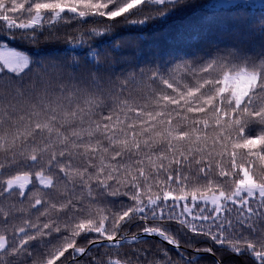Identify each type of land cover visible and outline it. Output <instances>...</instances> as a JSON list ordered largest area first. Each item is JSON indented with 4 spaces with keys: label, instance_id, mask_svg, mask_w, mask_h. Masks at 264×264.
Listing matches in <instances>:
<instances>
[{
    "label": "trees",
    "instance_id": "trees-1",
    "mask_svg": "<svg viewBox=\"0 0 264 264\" xmlns=\"http://www.w3.org/2000/svg\"><path fill=\"white\" fill-rule=\"evenodd\" d=\"M209 4L0 0V46L29 57L0 69V264H264V198L184 211L264 184V8ZM146 230L180 250L75 253Z\"/></svg>",
    "mask_w": 264,
    "mask_h": 264
},
{
    "label": "rangeland",
    "instance_id": "rangeland-1",
    "mask_svg": "<svg viewBox=\"0 0 264 264\" xmlns=\"http://www.w3.org/2000/svg\"><path fill=\"white\" fill-rule=\"evenodd\" d=\"M260 3H264V0H259ZM210 9H214L213 5L209 4ZM250 9H254L249 7ZM255 8H264V7H255ZM32 18V23L38 22L41 19V15L36 13ZM14 51V50H13ZM17 52V51H15ZM20 53V52H17ZM22 54V53H20ZM23 56L27 57V63H12L10 61L0 60V69L3 68L7 71L11 72H20L24 70L29 65V57L22 54ZM256 77L251 75L250 73L240 72L234 76H229L224 80V89L230 91L236 98L237 102H240L252 84L255 82ZM24 180H18L16 183L19 184L24 183ZM27 185V183H24ZM264 198V184H255L249 175L244 171L242 174V179L234 189V191L229 194L223 193H214L210 195L203 196L201 198H196L192 200L190 205L185 204L184 211L185 213L190 215V212L193 210L192 203H200L202 205L208 206L214 211H219L224 205L227 203H235L238 202L239 199L242 198ZM3 243L1 246L3 247Z\"/></svg>",
    "mask_w": 264,
    "mask_h": 264
},
{
    "label": "snow or ice",
    "instance_id": "snow-or-ice-1",
    "mask_svg": "<svg viewBox=\"0 0 264 264\" xmlns=\"http://www.w3.org/2000/svg\"><path fill=\"white\" fill-rule=\"evenodd\" d=\"M161 5L168 4L176 6L179 0H157ZM210 3L213 5V8L219 12L222 10H231V9H247L249 7H264V3H260L259 0H210ZM44 7H50V5H44ZM57 7L63 8V5ZM120 13H113L112 16L118 15ZM167 12L164 11L161 15H166ZM83 15V13H81ZM236 14L233 13V18ZM0 60L10 61L12 63H27V57L23 56L20 53H17L11 49L4 48L0 46ZM171 243V241H169ZM178 246V245H174Z\"/></svg>",
    "mask_w": 264,
    "mask_h": 264
},
{
    "label": "water",
    "instance_id": "water-1",
    "mask_svg": "<svg viewBox=\"0 0 264 264\" xmlns=\"http://www.w3.org/2000/svg\"><path fill=\"white\" fill-rule=\"evenodd\" d=\"M21 188L24 189L25 188V184H23ZM143 239H155V240H157V241H159L161 243H164V244H166L168 246L173 247L176 250L180 249L179 246H174V245H177V244L173 243V241L171 239L166 238L160 232L150 231V230L142 232L139 236L134 237L133 240H131V241H128L126 239H120V240L113 239V240H110L108 242L107 241H102V242H99L98 244H107V245L114 244V245H118V244H122V243L136 242V241L143 240ZM169 241H171V243H169ZM93 245L94 244H91L89 247H91ZM83 253L84 252H80L79 256H81Z\"/></svg>",
    "mask_w": 264,
    "mask_h": 264
}]
</instances>
